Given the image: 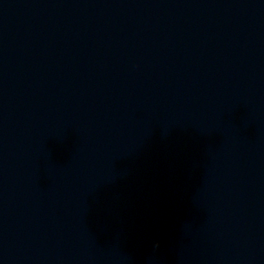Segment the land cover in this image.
Masks as SVG:
<instances>
[{
  "label": "water",
  "instance_id": "1",
  "mask_svg": "<svg viewBox=\"0 0 264 264\" xmlns=\"http://www.w3.org/2000/svg\"><path fill=\"white\" fill-rule=\"evenodd\" d=\"M0 264H264V0H0Z\"/></svg>",
  "mask_w": 264,
  "mask_h": 264
}]
</instances>
